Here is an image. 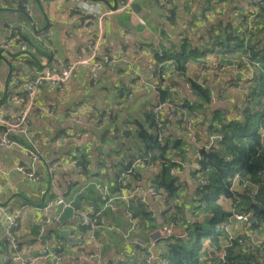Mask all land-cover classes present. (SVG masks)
Here are the masks:
<instances>
[{"label":"trees","instance_id":"16d2710c","mask_svg":"<svg viewBox=\"0 0 264 264\" xmlns=\"http://www.w3.org/2000/svg\"><path fill=\"white\" fill-rule=\"evenodd\" d=\"M18 2L20 12L29 17L30 10L25 0ZM185 6V9L188 8L187 5ZM210 8L211 6L203 11L204 18L207 17L205 14L211 11ZM243 10L247 14L242 15L236 29L232 28L231 22L223 21L221 30L215 34L209 32L207 38L194 33L189 34V28L194 27L193 19L180 22L179 26L176 25L174 29L176 41L172 43L167 41L162 45L161 51L153 52L156 60L160 62L155 61L152 68L151 66L148 68V76L145 78L146 81L155 82L152 99L139 109L142 111L141 117L133 118L129 123L124 122L127 128L133 130L131 138L133 147L125 149L121 159L115 160L111 167L104 161L98 163L97 167L93 164L96 168L91 169L90 162L84 159L83 170L80 166L77 171L78 175L86 174L92 178L90 185H79V179L71 185L67 182V193L64 195L67 201H71L72 195L80 192L81 189L88 194L87 188L92 186L96 210L91 217L96 221L99 219L103 221L102 233L110 235L104 230L109 225L108 210L112 207L113 211L118 213L119 217L115 212L114 215L120 218L118 221L123 225L122 231L127 233L123 236L122 231L117 228L121 236L112 244L107 243L103 238L99 239L101 258L108 253L107 251L114 250V253H108L111 255L107 260L109 264H264V238L262 243L255 244L251 237L253 233L264 234V5L258 6L254 19L250 22L248 18L250 10H245V7ZM197 20L199 21V17ZM18 38L17 42L23 41L21 36ZM206 40L208 46L203 47L200 43ZM198 43L201 46H198ZM16 44L15 42L12 46ZM123 48L126 49L125 44ZM121 57L134 60L132 57L127 58L122 52ZM97 61L102 63V59ZM110 61L103 62V67L97 70L103 72L101 76L106 75L109 68L114 70L116 66L124 67L126 73L130 68L121 62L111 64ZM226 70L237 72L238 81L228 80L223 85H214L215 87L206 85L207 78ZM95 72H90L88 77L95 78ZM127 74L143 83L134 72ZM141 77L143 78L142 75ZM127 87L122 84L117 86L118 89L114 88L117 96L124 97L122 100L126 96H133L132 93L129 94L131 89ZM235 87L244 93L249 92L243 100L246 104L235 111L237 118L231 117L227 110L222 112L210 109L214 94H218L219 98L222 96L224 98L225 95L229 97L227 94H230ZM163 102L170 107L153 114L152 109ZM120 103L117 100L115 104L113 103L114 112L110 116L111 119L119 117ZM170 111L174 113V119L167 117ZM207 114L211 115V118L206 120L207 127L204 129L208 137H215V143L210 144L208 151L203 149L196 151V148H193V160L198 169L191 174V177L197 181V187L190 195L184 181L179 178L183 160H188L190 153V149L185 150L186 145H191L187 137V133L191 131L187 127L195 129L194 133L201 131L199 121H202ZM81 123L83 124L67 123V129L84 133L83 119ZM217 135L220 138H217ZM118 136L124 138L122 133ZM87 137L89 139V136ZM15 140L29 145L21 136ZM100 140L102 143H107L103 138ZM110 141L115 142V139ZM116 143L120 147L119 142ZM101 147L102 144L99 147H92L98 156H103ZM35 149L39 154V160L43 159L39 151L41 149L42 152V148L37 145ZM119 150V153H122L120 148ZM83 151H87L86 146L81 149V153ZM156 165L161 168L158 174L153 171ZM171 169L176 170L175 175L170 174ZM143 171L147 174H142ZM143 179L147 190L153 189L154 193L143 191L140 187L139 195L127 196L139 188L138 183ZM101 180L113 182L114 189H118L119 192L116 197L120 198L126 194L128 201L120 198L121 200L116 199L112 206H106L111 195L105 199L102 188L106 187L109 191L110 188L107 185L103 186ZM202 180H205L206 184ZM99 184L100 189L97 194L100 199L95 193ZM76 185L79 188L70 195V188ZM120 204H123L132 216H124L123 210L120 214L118 211L121 208L118 209L117 206ZM83 207L86 205L82 204L81 208ZM102 207L105 208L104 211ZM59 212L60 209L55 214ZM233 212L249 214V219L239 225L238 233L228 240L227 233L220 227L228 221ZM55 214L51 216V221L55 219ZM36 216L38 217L36 222L29 224L26 222L25 226L23 222L21 229L15 232L16 240L21 247L30 245L39 234V227L45 216L39 214ZM24 228L28 233H25ZM53 228H48L42 236V245H48L65 260L71 259V263L65 262V264H77L76 253L70 251L68 234L65 238ZM78 229L81 234L86 232L81 226H78ZM159 230L165 232L170 230V234L157 239L153 248L144 245L146 238ZM133 239L139 243H132ZM121 240L133 246V252L129 250L122 255L125 248L117 250ZM6 244L7 241L2 246L6 248ZM86 249L90 250L91 247L87 246L84 250ZM92 250L90 254L93 253ZM133 254L137 257L133 258ZM221 254L224 255L220 258ZM78 264L93 263L78 261Z\"/></svg>","mask_w":264,"mask_h":264},{"label":"crops","instance_id":"0c3cea01","mask_svg":"<svg viewBox=\"0 0 264 264\" xmlns=\"http://www.w3.org/2000/svg\"><path fill=\"white\" fill-rule=\"evenodd\" d=\"M50 1L56 0H45L47 3ZM260 1L261 4L258 6L264 5V0ZM25 2L31 11L29 18L34 17L35 20H30L31 26L27 23H22L23 28H20L18 0H0V45L10 43L12 46L15 42L18 43V36H21L22 42L27 48L35 50L32 56L24 52H21V54L26 57L30 56L33 65H36L37 68L30 70V67L25 64L26 68L14 73L7 61L16 57L20 52H17L15 56H11L4 50H0V102H5L4 105H0V116L11 118L19 112L20 106L16 101L24 92V84L28 80L33 79L46 65L51 70L58 71L66 64L76 60L78 56L85 58L88 55L87 43L98 30L97 17L100 15L103 16V29L101 31L103 34L102 46L105 48L104 52L108 49L114 51L117 48L118 52L125 53L127 58L132 57L134 60L122 59L121 63L128 67L133 66L135 71L139 74L141 73L144 81L141 84L140 81L134 80L132 75L127 74L130 72L126 73V69L122 66H116L114 70L109 68L104 76H101L103 72L96 71L94 73L95 78L88 77L90 75L89 68L81 66L71 79L61 87L49 83L43 84L39 91V100L49 103L54 108L53 119L45 118V116L34 118L40 134L36 146L39 145L42 148V152L41 149L39 151L43 157V159L35 163L34 167L37 174L44 180L43 183L37 186L15 170V167L19 164L24 166L29 164L30 158L27 152L19 149H0V168L5 172L4 174L0 172V186L3 188L0 194V206H10L13 210L19 206H26L25 211L27 209L30 210L31 216L24 217V226L26 222L28 224L36 222L35 220L38 218L36 214L40 215L39 211L44 207L47 200L52 198L47 195L48 198L45 202L41 191L43 190L44 194L49 193L52 177L57 180V185L66 188L67 182H76L77 179H81V175H78L77 170L79 166L83 170L84 159L90 162L89 166L91 169L96 168L98 163H103L104 161L111 167L115 160L121 159L125 149L128 150L133 147L131 143L133 130L127 128V124L124 122L129 123L133 118L141 117L142 111L139 109L152 99L154 95L152 91H155L153 90L155 82L146 81L145 78L148 76V68L150 66L152 68L155 61H158L154 57L153 52L155 50L161 51L162 45L167 41L171 43L176 41V30H174L176 25L179 26L180 22L193 19L194 27L191 26L189 28V34L194 33L200 35V37L207 38L209 32L210 34L212 32L215 34L221 30L223 21L231 22L232 28L236 29L242 19V15L247 14L243 10L244 7L245 10L249 9L250 13L253 11L252 3L244 0H132L128 7L122 10L118 8L125 4L127 0H58L55 6L51 3L53 13L49 17L46 12L47 8L42 10L40 0H25ZM185 5L188 8L185 9ZM237 5L238 7H236ZM114 6L117 8L113 10ZM209 6H211V11H208L205 14L207 17L204 18L203 11ZM81 13L92 14L94 17L82 15ZM56 15H59L65 21L59 23L56 20ZM198 17L199 21L197 20ZM36 26H39V30L45 28L44 38L41 37ZM128 33H131V35ZM65 38L71 43H69L70 45L67 48L62 45ZM207 43L208 40L205 42L201 41L200 44L204 47L208 46ZM124 44L126 49L123 48ZM200 44L198 43V46H201ZM12 47H15L13 50H18L17 44ZM37 53L44 57V61H47L46 65H43L42 60H38ZM1 63L7 64V66L4 67ZM12 73L15 74L14 77ZM17 75H21L23 80H20ZM245 76L250 77L248 75ZM234 79L238 81V73L234 70H226L221 73H215V76L211 78H207L206 85L208 87L220 86L226 81ZM15 81H18V83ZM122 84L127 85V88L131 89L129 94L132 93L133 96H126L124 100H122L124 97L117 96L114 88L118 89L117 86ZM248 94L249 92L244 93L241 89L237 93L231 91L230 94H227L229 97L225 95L224 98L223 96L219 98L218 94H214L210 109L221 110L222 112L227 110L231 117L237 118L235 111L246 104V101L244 102L243 100ZM116 100L121 102L118 107L120 114L117 119H111L110 116L114 112L112 105L113 103L115 104ZM207 115L205 118L203 117L202 121H199L201 123V131H195V133L193 131L191 132L192 134L185 131L191 141V145H186L185 150L188 151L190 149V153L189 159L183 160L179 178L184 181L190 195L197 187V181L191 177V174L198 169L197 165L193 164V148L195 147L197 151L203 146H210V144L215 143V137H208L206 129H204L207 127L206 120L211 118V115ZM69 116L84 120L85 127H83V130L85 134H83L89 136V139L87 137L85 142L79 144L78 140H74L71 134L75 130L67 129ZM121 133L124 138H119L118 135ZM198 134L199 136H197ZM55 138L60 140L59 144H56L57 146H55ZM101 138L107 143H102ZM113 138L115 142L110 141ZM205 139H207V142H205ZM116 142H119L120 147ZM101 144L103 156H98L92 147H99ZM85 146L87 151L81 153V149L85 148ZM119 148L122 153H119ZM73 155L78 156L75 169L69 167V163H65L66 159ZM61 162L65 163L61 166V169H67L63 171V174H58L59 176L56 177L54 172L60 167L59 163ZM50 163L56 164L52 174L47 173V169L52 167ZM93 164H96V167ZM145 173L144 171L142 172V174ZM85 175H83L84 184L85 186L87 184L90 185L92 178ZM103 186H106V184H103ZM140 190L139 186L137 191L140 192ZM98 191L97 185L95 193L97 194ZM75 194L72 195L71 200ZM118 194V189H114L113 192L109 191L111 198H115ZM30 195H37L39 200L30 199ZM128 199L127 196L122 198L124 201H128ZM113 202L110 206L113 205ZM120 205L122 206L123 204ZM86 206H92L96 210L93 203ZM104 210L105 208L102 207V211ZM66 222L62 224L56 222L48 225H43L42 222L40 226L47 228V230L54 227L58 232L62 230L68 232V224L66 225ZM117 228L122 231L123 225L119 222H115L114 226L109 223L104 230L108 231L110 235L106 233H98V235L106 236L107 240H104L112 244L114 240L121 236L119 230H116ZM24 231L28 233L25 228ZM67 234L69 238V232ZM6 241L5 224L0 219V255L5 256L3 260L0 257V264H6L7 244L6 248L2 246ZM109 246L112 247V245ZM126 247L127 243L121 240L118 243L117 250ZM70 251L76 252L73 248ZM107 252L114 253V250ZM108 253L102 255V259L105 262L111 256Z\"/></svg>","mask_w":264,"mask_h":264},{"label":"built area","instance_id":"2783aa9c","mask_svg":"<svg viewBox=\"0 0 264 264\" xmlns=\"http://www.w3.org/2000/svg\"><path fill=\"white\" fill-rule=\"evenodd\" d=\"M252 3V12L250 13L249 22L253 21L254 15L257 11V6L261 4L260 0H244ZM132 2V0H127L125 4L120 6L118 9H125ZM26 6V4H25ZM77 12V11H76ZM29 15L31 11H28ZM82 14V13H81ZM87 16H93L92 14H82ZM102 19L103 16L97 17L98 30L97 32L88 40L87 50L88 55L83 58L78 56L76 60L66 64L58 71H53L48 67L47 61H44V57H41L43 61V65L46 67L42 68V70L31 80H28L24 84V95L20 96L17 99V103L20 106L19 112L13 117H3L0 116V149H19L28 153L30 162L27 166L17 165L15 170L21 173L26 179L31 182H36L39 180V175L35 171V163L39 162V154L36 151V142L40 137V134L37 130V126L34 118H45L53 119L54 118V108L49 104L39 100V91L41 86L44 83L53 84L57 87H61L66 84L71 77L75 74L77 69L81 66L89 68L90 72L97 71L103 67V62L116 64L117 62H121V52H118V49L115 48L114 51L107 50L104 52V47L102 46ZM131 35V33H128ZM10 43H4L0 45V50H4L9 53L11 56H15L17 52H27L28 55H34V50L31 48H27V46L18 41L17 48L18 50H13ZM109 53L110 55H107ZM97 59H102V63H99ZM128 60V59H125ZM135 73V72H134ZM18 83V81H15ZM169 104L163 102L158 104L152 109V113L156 114L161 110H166ZM167 116L174 119V113L172 111L167 113ZM43 118V119H45ZM42 119V120H43ZM68 123H74L76 125H81L83 123L82 119L76 118L75 116H69L67 119ZM190 125V124H188ZM188 130L193 129L187 127ZM195 129H193L194 131ZM72 136L74 140H78V142L83 143L87 139V135H84L80 131H73ZM21 136L24 140L29 144L24 145L19 140L16 141L15 138ZM220 138V136H216ZM79 146V144H77ZM210 146H203L200 149L203 151H208ZM75 156V155H73ZM52 165V163H50ZM80 167V166H79ZM54 170L53 167L49 168V171L52 173ZM1 173H5L4 170L0 168ZM170 174H176V170H170ZM204 184H206L205 180H202ZM100 189V186H98ZM3 191L2 186H0V194ZM53 191L56 195L49 199L44 207L39 211L40 215L45 216V219L42 221L43 225H48L50 223L58 222L59 214H55L56 210L50 211L53 206L59 207V209H63L68 206L70 201L66 200L64 195L67 193V188L60 187L56 183L53 184ZM147 192L154 193L153 189L146 190ZM102 192L104 198L106 199L109 195V190L106 187L102 188ZM137 195V189L127 196H135ZM121 197L126 198V195L123 194ZM112 198L109 197L108 201H111ZM26 206H19L17 209H12L10 206H0V219L5 224V233L7 239V254H6V264L9 262L10 264H65V262L69 263L70 260L64 259V257L60 254L55 253V251L51 250L48 245H42L43 239L42 236L47 232V228L43 226L39 227V234L36 237L34 242H31L30 245L20 246L18 241L16 240L15 232L21 229V226L24 221V217L26 215L25 211ZM54 212V213H53ZM95 213V210L92 206H86L80 209H77L73 213V217L66 222L68 224L67 230L69 232L70 238V246L76 251V257L78 261H91L93 264H109V262H105L102 260L100 255V245H99V235L97 233H102V225L103 222L101 219L95 220L91 216ZM55 214V219L51 221V216ZM249 219V214H242L240 212H233L230 214L228 221L222 225L220 228L227 233V239L231 240L236 233L239 231V225L246 223ZM65 226V225H64ZM78 226H81L86 229L84 234H81ZM67 232V233H68ZM170 230L165 232L164 230H159L158 232L151 233L148 238H146V242L144 245L148 246V248H153L156 245L157 239L162 236L169 235ZM258 235V236H257ZM254 239L255 244L262 243L264 238V234L260 235L257 233H253L251 236ZM259 237L261 239H259ZM132 243H139L136 239L132 240ZM34 245H36L34 247ZM87 246L91 247V249H86ZM226 246V244H224ZM94 249V250H92ZM92 250V254L89 252ZM210 250V249H209ZM224 254H221L219 257H223Z\"/></svg>","mask_w":264,"mask_h":264},{"label":"rangeland","instance_id":"374dc122","mask_svg":"<svg viewBox=\"0 0 264 264\" xmlns=\"http://www.w3.org/2000/svg\"><path fill=\"white\" fill-rule=\"evenodd\" d=\"M56 1H58V0H56ZM56 1H50V2H45V0H40V4H41V6H42V10H45L46 8V12L48 13V15H49V17L52 15V13H53V7H52V5L53 6H55L56 5ZM50 3V4H49ZM51 3H52V5H51ZM18 19H20V22H19V24H21L19 27L20 28H23V25H22V23H27L29 26H31V19H33V20H35V18L34 17H32L31 19L29 18V17H27L26 15H24L23 13H21L20 12V14H19V16H18ZM56 20L59 22V23H62V22H64L65 20L63 19V18H61L59 15H56ZM104 21V20H103ZM37 27V26H36ZM39 27V26H38ZM37 27V30H39V28ZM103 29V28H102ZM45 28H43L42 30H39L38 32L40 33V35H41V37L42 38H44V36H45ZM248 38V37H247ZM246 38V39H247ZM67 38H65V40H64V42H62V45L63 46H65L66 48L67 47H69V45L71 44L68 40H66ZM70 43V44H69ZM257 47V46H256ZM25 54H27V52H24ZM37 58H38V60L39 61H41V55H39L38 53H37ZM8 63L7 64H10V66L12 67V69L14 70V73H16V72H18L19 70H21V69H24V68H26L27 66H29L30 67V70L31 69H35V68H37V66L36 65H33V62L31 61V57L30 56H24V55H22L21 54V52L16 56V57H14V58H10L8 61H7ZM2 64V63H1ZM7 64L6 65H4V64H2V66H7ZM25 64H27V66L25 65ZM127 71L128 72H135L136 73V75L137 76H139V79L140 80H142V82L144 81V78H142L141 77V75L140 74H138V72L137 71H135L134 69H133V66H131L129 69H127ZM14 73H12L13 74V77H14ZM34 74V73H33ZM32 74V75H33ZM196 74V73H195ZM192 76H194V73H193V75ZM17 77H20V80H23V79H21V75L20 76H18L17 75ZM238 90H239V88H237V87H235V88H233V90H232V92H235V93H237L238 92ZM4 103L5 102H0V105H4ZM168 117V116H167ZM169 118V117H168ZM190 131L192 132L193 131V129H190ZM54 142H55V146H57L56 144H59V142H60V140L59 139H57V138H55L54 139ZM79 144H81L80 142H79ZM23 151V150H22ZM76 157V158H75ZM76 159H78V156H70L69 157V159H66L67 161L65 162V163H69L68 165H69V167H73V169H75V163H76ZM118 161V160H117ZM64 162H61V163H59L60 164V167L57 169V170H55V172H54V175L56 176V177H58L59 175L58 174H63V171L64 170H66V169H61V166L63 165V164H65ZM193 164H195V161L193 160ZM52 167L53 168H55L56 167V164H52ZM149 171V170H148ZM153 171H154V173L155 174H158V173H160L161 172V168L160 167H158L157 165L154 167V169H153ZM47 173H50V174H52L50 171H49V169H47ZM67 176V175H66ZM41 176H39V180L38 181H36V182H34V184L35 185H37V186H40L42 183H43V179H42V177L40 178ZM54 177H52L51 178V190L49 191V193H47V194H44V192H43V190H41L42 191V195H44L43 197H44V201L46 202V199L48 198V197H54L55 195H56V193L53 191V184L54 183H57V180H54L53 179ZM143 180H141L140 181V183L142 182ZM73 183H75V182H71V181H69L68 182V184L69 185H71V184H73ZM100 183H104V184H106L109 188H110V190H114V183L113 182H107L106 180H101V182ZM79 185H84V180H83V175H81V179L79 180ZM91 188H92V186H90ZM79 188V186L78 185H76L75 187L74 186H72L71 188H70V191H71V193H70V195H72L73 193H75V189H78ZM91 188H87V191H88V194H87V196L85 197V199H83L82 200V204L83 205H88V204H91V203H93V204H95V196L93 195V191H92V189ZM72 190H73V192H72ZM40 191V192H41ZM212 191H214V189L212 190ZM140 194V192L139 191H137V195H139ZM47 195H49L48 197H47ZM98 197V196H97ZM99 198V197H98ZM121 199L123 198V197H120ZM120 198H118L117 197V200H121ZM30 199H35V200H39V198L37 197V195H35V196H33V195H30ZM100 199V198H99ZM116 199V197L115 198H113L112 197V200L111 201H108L107 200V203H106V206L107 205H111V203L114 201ZM189 199L190 198H188V201H189ZM48 201V200H47ZM100 201V200H99ZM188 201H187V203H188ZM97 203V202H96ZM100 203V202H99ZM119 208H121V210H119L118 212H120V214H121V212H122V210H123V215L125 216V215H127V216H132V214H131V212H127V210H126V207H124L123 205L121 206V205H119L118 206V209ZM59 209V207H57V206H53V210H52V208L50 209V211L52 212V211H54V210H58ZM26 215L25 216H29L30 215V213H31V211L30 210H26ZM55 212V211H54ZM53 212V213H54ZM114 212L115 211H113V208L111 207L109 210H108V212H107V215H108V220H107V222H109L111 225H114L115 224V222H119L118 221V219H120V218H117V217H119V215H118V213H116L115 212V215L117 216H115L114 215ZM186 212H187V210H186ZM112 213H113V216H112ZM112 216V217H111ZM114 217V218H113ZM121 218H122V216H121ZM24 222V221H23ZM139 222H141V220H139ZM121 224V223H120ZM116 230H118V229H116ZM121 233H123V236L126 234V232H121ZM110 237V236H109ZM99 239L100 238H103V239H105V240H107V237L106 236H103V235H99V237H98ZM259 239H261L260 237H259ZM101 244V243H100ZM36 245H34V247H35ZM129 247V248H128ZM100 248H101V245H100ZM126 248H128V249H126ZM125 248V250H123V252H122V255H125L126 254V252H128L129 250H131V252H133V250H134V247L133 246H131V245H127V247ZM203 249H205V247L203 246ZM0 257H1V260H3L4 259V257L5 256H1L0 255ZM132 257L133 258H136L137 257V255L136 254H133L132 255ZM71 260V259H70ZM78 260V259H77ZM71 263V262H70ZM77 264H78V261L76 262Z\"/></svg>","mask_w":264,"mask_h":264},{"label":"water","instance_id":"95a60500","mask_svg":"<svg viewBox=\"0 0 264 264\" xmlns=\"http://www.w3.org/2000/svg\"><path fill=\"white\" fill-rule=\"evenodd\" d=\"M117 7L114 6V8H112L113 10L116 9ZM197 79V77H196ZM139 186L143 189V191L147 190V186H146V182L145 180H143ZM87 195V193L84 190H81L80 192L76 193L72 200L69 202L68 206L64 207L59 216H58V222L59 223H64L66 221H68L69 219H71L73 217V213L75 210L80 209L82 206V199L85 198ZM60 235L64 236L65 238H67V231L66 230H62L60 231Z\"/></svg>","mask_w":264,"mask_h":264}]
</instances>
